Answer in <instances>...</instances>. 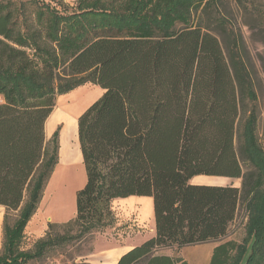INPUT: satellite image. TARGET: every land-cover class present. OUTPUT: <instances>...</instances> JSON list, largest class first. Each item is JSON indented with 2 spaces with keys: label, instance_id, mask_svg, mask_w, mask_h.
<instances>
[{
  "label": "trees",
  "instance_id": "16d2710c",
  "mask_svg": "<svg viewBox=\"0 0 264 264\" xmlns=\"http://www.w3.org/2000/svg\"><path fill=\"white\" fill-rule=\"evenodd\" d=\"M84 1L91 11L70 16L0 3V264L104 233L113 201L133 196L152 198L155 235L117 264H187L162 252L206 243L217 244L209 264H264V135L241 32L264 33L258 0ZM86 84L103 93L77 119L86 181L74 218L27 249L59 161L60 127L47 140L45 123L58 97ZM199 176L240 187L191 184ZM240 212L238 243L228 237Z\"/></svg>",
  "mask_w": 264,
  "mask_h": 264
},
{
  "label": "rangeland",
  "instance_id": "374dc122",
  "mask_svg": "<svg viewBox=\"0 0 264 264\" xmlns=\"http://www.w3.org/2000/svg\"><path fill=\"white\" fill-rule=\"evenodd\" d=\"M10 1L27 2L29 0H0V3H7ZM34 1L39 6L45 4L51 8H55L56 11L63 16H70L74 14H81L83 12L91 11L87 8L85 11L79 10V7L85 4L84 0H34ZM253 8L256 11H258V13H261L263 15L264 1L263 0L255 1V6ZM99 9H103V8L99 5L97 7V10ZM30 10L31 8H29L28 12ZM91 19L93 18L89 16V20ZM236 19L241 24L242 20H240L239 17H236ZM243 22L252 24L253 19L247 17L245 18V20H243ZM262 22H264V17L262 19ZM241 32L243 34L245 43L248 48L250 63L255 73L254 86L258 95L257 108L260 119L259 133L261 135L262 134L264 135V46L261 45V42L264 40V33L259 34L257 30H255L253 31L254 35H251L250 31H248L247 28L242 26H241ZM102 93L103 90L100 87L91 84H86L70 92L69 94L60 96L56 99L55 108L51 114V117L53 116L54 117L51 119V122L49 123L47 130L45 129L46 139L49 140L53 132L56 130V128L60 127L59 158H60V150L62 149V147L63 148L65 147L66 149V146L71 144L73 146V151H75L78 160L72 163H64L63 164L65 166V167L63 166L64 169H62L61 172L57 175L51 187L47 188V191L45 188L42 201L38 208L39 212H37V216H38L37 220L39 221V223H42L43 225H47L46 231L48 230L49 224H63V223H54L52 220L60 221V222H64V221L68 222L69 219L71 220V218L75 215V193L79 189H81V187L84 185L86 181V176L82 165V157L79 149L78 137L76 131L77 119L92 103H94L101 96ZM83 99H85V102L81 106L80 101H82ZM0 103H2L1 98H0ZM60 110L64 113L73 111V114L71 116L72 122H68V124H66L63 121L57 120L56 116L58 115ZM65 126L67 128V137L69 136L68 137L69 140L66 139V143L64 144V146H62L61 143H63L64 140H62L61 138V133H62L61 131ZM60 162L61 160L59 161V165ZM55 171H56V167H55ZM205 178H214V177H204V179ZM240 182H241L240 180H230V181H226L225 184L234 187L235 186L240 187ZM112 208L115 214L119 216V220H121L120 217L126 216V213H129L128 205L126 204V202L123 201H115L112 204ZM131 216H132L131 220H134L135 215H131ZM36 224L37 223L35 221V223L30 225V229H31L30 231H32L35 228ZM245 224L246 222L243 219V212H240L238 219L230 227L228 240H234L240 243L244 238H246L247 231ZM140 228L141 229L138 230L136 227H134V223L131 221H127L126 223L120 222L119 225L116 223L113 228H109L105 230L104 233L89 236L80 244L69 245L62 249H56L54 251H51L42 260L32 262L31 264H108L110 256L114 254L113 250L118 246H121L123 242L135 243L141 237L149 236L150 228L147 222L140 225ZM121 233H128V236L123 235V238H119L117 235ZM26 244L32 245V240L30 242H27ZM214 244L215 243H209L207 247L210 248ZM28 245L26 247H28ZM168 253L181 257L187 262V264H200L201 263L200 260L203 254V247H201V245L190 246V247L181 248L179 250H171V252Z\"/></svg>",
  "mask_w": 264,
  "mask_h": 264
},
{
  "label": "crops",
  "instance_id": "0c3cea01",
  "mask_svg": "<svg viewBox=\"0 0 264 264\" xmlns=\"http://www.w3.org/2000/svg\"><path fill=\"white\" fill-rule=\"evenodd\" d=\"M59 160H61V157H60ZM58 164H59V161H58ZM58 164H57V166H58ZM57 166H56V168H57ZM54 173H55V170H54L51 178L53 177ZM51 178H50V180H51ZM230 180L231 179H226V178H205L204 179V177H196V178H194L191 181V184H195V185L227 186L225 183H226V181H230ZM235 187H237V186H235ZM115 201L126 202V204L128 205V212L130 213V215H129V213H126V216L120 217L121 220H119V216L115 214L116 218H117V224L118 225L120 224V222H125L126 223L127 221H131L133 223L136 222L137 225L140 226V225H142V224L147 222L149 224L150 233H149L148 237H146V236L145 237H141L135 243L123 242V244L121 246H118L117 248H115L113 250L114 254H112L110 256L108 264H117L118 259L122 255H124L125 253L129 252L133 248L141 245L142 243H144L145 241H147L150 238L154 237V235H155L154 211H153L152 198H149V197H134L133 196V197L125 198V199H116V200L113 201V203ZM37 212H39V209L37 210ZM37 212L31 218V220L29 221V223L26 226V229L24 231L25 239H26L27 242H30L32 240V243H33L35 240L41 238L44 235V232L47 229V225H43L42 223H39V221L37 220V217H38L37 216ZM4 213H5V209L0 206V250H1V240H2V222H3ZM131 215H135L134 220H131V217H132ZM51 220H52V218H51ZM35 221H36L37 224L35 225V228L32 231H30L31 230L30 229V225L35 223ZM52 221L54 223H64V222H66V221L60 222V221H55V220H52ZM208 244L209 243L201 244V247H203V254H202V257H201V260H200L201 261L200 264H204V262H205V264H209L210 258H211V255H212V251L217 245L215 243L212 247L209 248V247H207ZM30 246L31 245H28V247H26V248L28 249V248H30ZM196 246H198V245H196ZM204 246H205V248H204ZM168 252H171V250L163 251L162 254L166 255V256H170V257L171 256H176V255L169 254Z\"/></svg>",
  "mask_w": 264,
  "mask_h": 264
},
{
  "label": "bare ground",
  "instance_id": "6f19581e",
  "mask_svg": "<svg viewBox=\"0 0 264 264\" xmlns=\"http://www.w3.org/2000/svg\"><path fill=\"white\" fill-rule=\"evenodd\" d=\"M78 101V100H77ZM85 102V99H83L82 101H80V105L82 106V104ZM65 107V106H63ZM62 107V108H63ZM73 114V111L71 112H68V113H64L62 112L61 110L59 111L58 115L56 116V119L59 120V121H63L64 123L68 124V122H72V116ZM54 115V114H53ZM52 115V116H53ZM54 117V116H53ZM50 117L47 119L46 123H45V129L47 130L48 128V125L49 123L51 122V119L53 118ZM77 131V130H76ZM61 138L63 141L62 146H64V144L66 143V139L69 140V136L67 137V128L66 126L63 128V130L61 131ZM69 134V133H68ZM61 146V147H62ZM66 150V152H65ZM60 157H61V162H60V165L56 168V171L53 175V177L51 178V180L49 181L47 187H46V191H47V188L51 187V185L53 184V182L55 181L57 175L61 172L62 169H64V163H72V162H76L78 160L76 154H75V151H73V146L71 144H69L68 146H66V149L65 147L60 150ZM60 159V158H59ZM60 161V160H59ZM64 166V167H63ZM76 171V170H75ZM46 193V192H45ZM50 197V196H49ZM49 201V200H48Z\"/></svg>",
  "mask_w": 264,
  "mask_h": 264
},
{
  "label": "built area",
  "instance_id": "2783aa9c",
  "mask_svg": "<svg viewBox=\"0 0 264 264\" xmlns=\"http://www.w3.org/2000/svg\"><path fill=\"white\" fill-rule=\"evenodd\" d=\"M134 227H136L138 230L141 229L140 226L137 225L136 222H134ZM123 235L128 236V233H121V234H118L117 236H118L119 238H123Z\"/></svg>",
  "mask_w": 264,
  "mask_h": 264
},
{
  "label": "water",
  "instance_id": "95a60500",
  "mask_svg": "<svg viewBox=\"0 0 264 264\" xmlns=\"http://www.w3.org/2000/svg\"><path fill=\"white\" fill-rule=\"evenodd\" d=\"M199 177H205V176H199ZM214 178H218V177H214Z\"/></svg>",
  "mask_w": 264,
  "mask_h": 264
}]
</instances>
